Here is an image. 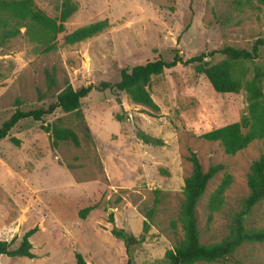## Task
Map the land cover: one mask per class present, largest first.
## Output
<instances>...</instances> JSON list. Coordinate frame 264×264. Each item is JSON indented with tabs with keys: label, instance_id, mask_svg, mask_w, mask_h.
<instances>
[{
	"label": "rangeland",
	"instance_id": "obj_1",
	"mask_svg": "<svg viewBox=\"0 0 264 264\" xmlns=\"http://www.w3.org/2000/svg\"><path fill=\"white\" fill-rule=\"evenodd\" d=\"M54 17L63 0H33ZM76 10L56 37L57 49L44 53L21 28L0 47V124L20 100L24 110L46 106L69 80L73 87L115 82L125 66L162 57L177 49L183 58L226 45L250 48L264 36V0H69ZM107 19L100 33L74 44L63 36L77 27ZM215 54L210 63L224 60ZM263 73L264 47L253 61H233L235 78ZM47 73L56 85L49 86ZM150 94L158 111L133 102L124 92L92 90L81 99L83 121L57 108L42 120L21 119L0 139V239L16 247L30 228L34 258L0 254V264H125L124 246L108 230L113 224L144 237L130 247L132 264H169L167 249L183 238L179 221L184 180L195 152L201 166L221 165L196 207L199 239L221 241L233 213L247 196L250 166L264 155L262 139L235 154L218 141L202 138L211 129L248 113L246 91L216 92L194 65L177 64L154 75ZM58 123L77 133L80 144H51L42 125ZM86 125L89 129L84 128ZM20 139L16 145L9 137ZM224 185L220 206L211 200ZM89 208L83 216L82 212ZM150 214V216H149ZM211 215L210 219L209 216ZM148 220L147 232L143 222ZM248 229L264 227V199L244 220ZM264 264V241L245 242L227 261L193 264Z\"/></svg>",
	"mask_w": 264,
	"mask_h": 264
},
{
	"label": "trees",
	"instance_id": "obj_2",
	"mask_svg": "<svg viewBox=\"0 0 264 264\" xmlns=\"http://www.w3.org/2000/svg\"><path fill=\"white\" fill-rule=\"evenodd\" d=\"M76 10V6L69 0H63L57 16H50L40 9L33 0H0V47L9 39L17 36L24 28V33L33 42L41 46L44 53L57 49L56 37L65 30L64 22ZM109 26L107 19L98 20L66 33L63 36L64 44H74L92 37ZM264 47V36L256 38L250 48H238L230 45L213 49L207 53H200L189 58H183L177 49L171 59L166 60L157 57L144 63L125 66L120 70V77L115 82L102 81L97 85H81L73 87L69 80L65 81L63 88L55 95L54 99L46 106L24 110L20 108V100L15 101L16 108L0 124V139L9 136V131L21 119L32 118L39 121L55 109L60 108L64 112H72L77 118L83 121L80 110L81 99L87 96L92 90L102 91L109 89L114 93H126L130 99L138 104L158 111L159 106L153 100L150 91V79L154 75L161 74L165 69L172 68L177 64L195 67L196 72L203 74L212 88L219 93L246 91L248 102V113L240 120L204 132L202 138L209 141H218L227 154H235L245 148L256 139L264 142V92L262 90L263 73L258 70L252 77L235 78L232 72L233 61H253L259 57L261 48ZM215 54L224 55V60L217 63H210L207 57ZM49 86L56 85L52 73H47ZM87 132L88 127L84 125ZM42 128L49 133L51 144L56 146L59 141H69L79 146L80 141L74 129L59 125L58 123H47ZM16 145L20 139L9 137ZM192 165V171L184 180V199L180 206L179 221L183 230V238L165 252L169 264H193L197 261H227L233 252L245 242L264 241V227L248 229L244 220L251 213L253 207L264 199V155H260L250 166L247 175V186L249 193L242 199L238 211L233 213L229 225V233L219 242L204 244L199 239L197 226L196 207L199 199L205 192L210 179L220 170L221 165H211L204 170L195 152H190L188 157ZM225 186L221 185L214 193L211 200V211L216 210L222 201V192ZM89 208L82 212L84 216ZM150 216V214H149ZM211 215L209 216L210 219ZM109 221L112 223L108 230L112 236L121 239L126 255L125 264H132L130 247L142 240L144 237H135L113 224V215L109 214ZM148 220L143 222V231L147 232ZM37 230V227L30 228L21 237L20 243L12 247V240L0 239V254L8 257L34 258L31 251L32 245L29 237ZM76 264H88L80 252H75ZM228 264H242L240 261H228Z\"/></svg>",
	"mask_w": 264,
	"mask_h": 264
}]
</instances>
